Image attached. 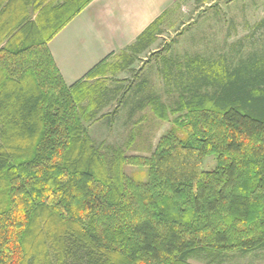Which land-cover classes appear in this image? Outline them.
Here are the masks:
<instances>
[{
    "label": "trees",
    "instance_id": "1",
    "mask_svg": "<svg viewBox=\"0 0 264 264\" xmlns=\"http://www.w3.org/2000/svg\"><path fill=\"white\" fill-rule=\"evenodd\" d=\"M29 1L0 0V264H190L202 255L216 263L263 250L264 60L231 70L198 57L185 84L182 68L164 59L165 86L179 71V101L147 94L135 112L150 108L172 126L149 157L129 156L134 130L115 148L92 137L93 124L118 113L98 117L113 99L93 80L134 71L165 16L123 50L121 64L100 63L68 86L48 43L70 19L42 22L46 0H35L30 20ZM93 1L77 0L73 17ZM129 166L145 172L129 177Z\"/></svg>",
    "mask_w": 264,
    "mask_h": 264
},
{
    "label": "rangeland",
    "instance_id": "2",
    "mask_svg": "<svg viewBox=\"0 0 264 264\" xmlns=\"http://www.w3.org/2000/svg\"><path fill=\"white\" fill-rule=\"evenodd\" d=\"M169 2L164 6L162 14L165 16L161 27L162 35L148 52L140 55V60L133 66L134 71L115 70L114 73L109 69L106 78L93 80L107 90L106 103L113 99L110 105L99 111L98 117L102 118L115 110L118 113L93 124L92 137L99 144L104 143L105 146L115 148L125 146L132 138L131 130H134L138 137L133 146L126 151L129 156L149 157L157 141L172 126L169 122L159 121L150 108L135 112L143 95H162L164 103L169 105L179 101L178 98L184 91L183 85L178 91L175 87V82L180 76L179 71L177 69V76H174L171 85L165 86V78L161 71L165 67L164 59L174 64L175 68L176 66L182 68L185 77L181 80H184L185 84H191L192 81V77L187 74V64L198 57L218 65H222L225 60V66L231 70L244 60H252L253 63L255 60L256 62L264 60V0H169ZM85 49L82 48L83 51ZM160 50L166 51H163L159 58L152 59V54ZM121 53L120 51L111 55L100 63L111 66L121 64L122 60L119 58ZM81 55V52L80 55L77 54V58ZM84 63L88 66L92 60L87 57ZM86 69L78 68L77 73L83 74ZM192 73L198 76L196 70ZM144 81L148 86L144 93L140 94ZM122 86L124 88H121ZM118 88L121 91L113 98L108 90L116 92ZM129 88L132 92L126 97L123 94ZM168 90L171 93H165ZM131 95H137V100H133L134 97H130ZM124 97L126 101L123 100ZM92 107L90 111L96 109L94 104ZM132 113L135 114L131 120ZM140 118H143V122L134 125ZM204 164L205 170H213L216 167V158L209 157ZM141 172L145 171L133 166L126 168V174L132 178H136ZM227 256L213 263L210 257L202 255L191 259L190 264H264V249L246 255Z\"/></svg>",
    "mask_w": 264,
    "mask_h": 264
},
{
    "label": "crops",
    "instance_id": "3",
    "mask_svg": "<svg viewBox=\"0 0 264 264\" xmlns=\"http://www.w3.org/2000/svg\"><path fill=\"white\" fill-rule=\"evenodd\" d=\"M19 1L16 4L20 5ZM169 3V0H94L73 17L77 0H46L40 14L42 22L70 19L48 43L67 85L76 84L104 59L133 45L162 16L164 6ZM34 7L35 0L24 6L30 20H35L39 13ZM59 7L65 9L57 12ZM53 12H57L56 19ZM80 52L82 55L77 58ZM87 57L92 60L88 66L84 63ZM78 68L87 69L80 74Z\"/></svg>",
    "mask_w": 264,
    "mask_h": 264
}]
</instances>
